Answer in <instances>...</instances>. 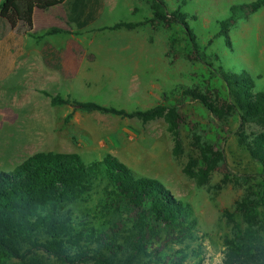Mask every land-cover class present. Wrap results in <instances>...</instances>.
Wrapping results in <instances>:
<instances>
[{"label":"rangeland","instance_id":"374dc122","mask_svg":"<svg viewBox=\"0 0 264 264\" xmlns=\"http://www.w3.org/2000/svg\"><path fill=\"white\" fill-rule=\"evenodd\" d=\"M164 1L168 11L178 9L188 13V27L195 35L196 51L203 59L196 54L184 26L179 23L106 28L120 20L135 22L152 17L149 0H103L96 20L80 30L67 24L66 7L59 6L52 11L58 12L52 23L68 29V34L37 38L49 27L30 36L27 27L18 24L21 47H29L36 39L41 47L66 50L74 59L72 63L76 62V68L59 71L61 81H52L49 87L28 86L27 72L21 71L18 94L13 87L17 74L11 72L0 80V171L11 170L37 151L75 152L86 162L110 153L136 176L157 179L174 196L191 204L201 241L190 245L189 257L183 264H195L198 259L200 264H225L223 241L229 229L223 212L233 210L234 201L243 192L242 179L258 171L257 163L238 143L237 132L241 128L247 133L260 131V124L241 126L232 118L221 128L216 141L224 152L225 172H211L207 182L200 185L183 172L188 159L198 156L188 125L198 122L213 127L215 124L196 100L183 98L184 114L179 123L181 150L174 155L173 137L163 117L143 122L100 112L74 111L66 120L71 107L52 106L49 96L42 93L69 95L131 111L144 110L165 100L178 103L182 92L189 89L199 91L219 105L227 96L221 70L245 71L253 81L254 90H264V5L254 13L241 16L226 39L216 35L218 22L229 17L232 5L254 0ZM40 13L37 11L34 18L37 24ZM7 29L6 20L0 19V38ZM51 68L55 76L56 69ZM97 190L90 201L75 204L72 209L79 215L95 212L101 196ZM123 233L119 242H124ZM178 247L176 244L175 248ZM5 264L60 263L41 251L34 259L9 260Z\"/></svg>","mask_w":264,"mask_h":264},{"label":"trees","instance_id":"16d2710c","mask_svg":"<svg viewBox=\"0 0 264 264\" xmlns=\"http://www.w3.org/2000/svg\"><path fill=\"white\" fill-rule=\"evenodd\" d=\"M152 17L140 21L120 20L106 26L132 29L147 23H179L196 51L195 35L188 27V13L168 11L164 0H149ZM66 7V22L77 30L97 18L103 0H0V17L11 28L23 23L35 36L33 11ZM264 0L232 5L231 14L218 22L217 36L228 39L231 27L243 15L254 13ZM63 27L51 26L37 38L68 34ZM200 59H203L199 56ZM60 68V66H54ZM218 68H221L220 66ZM227 96L216 104L197 90H184L182 100H165L150 108L127 111L95 101H82L49 94L52 106L67 105L71 112H100L147 122L163 117L174 141L173 154L181 150L179 123L183 120V98L196 100L215 125L191 122L189 126L196 158H189L183 172L205 184L211 172H225V156L217 143L221 128L236 118L240 125L257 123L260 131L237 132L238 143L257 163L255 175L242 179L243 192L233 210L223 216L229 229L224 238L225 264H264V90H254L245 71L221 70ZM228 173H225V175ZM100 192L93 213L77 214L73 205L88 202ZM122 232L124 242H119ZM201 241L198 222L187 201L174 196L160 181L136 176L110 153L86 162L75 152L37 151L8 171H0V264L9 260L34 259L37 252L55 257L60 264H183L190 245ZM160 243H163L161 246ZM156 244V247L153 245ZM178 244L180 247L175 248ZM201 243L197 244V249ZM199 250L195 251L198 255ZM198 259L197 263L200 264Z\"/></svg>","mask_w":264,"mask_h":264},{"label":"crops","instance_id":"0c3cea01","mask_svg":"<svg viewBox=\"0 0 264 264\" xmlns=\"http://www.w3.org/2000/svg\"><path fill=\"white\" fill-rule=\"evenodd\" d=\"M59 6L61 5L48 10H40L35 8L33 11L32 30L36 33L47 27H60L52 23L54 15L56 17V14L58 13H54L52 11L56 10ZM37 11L42 12L38 15L40 18L38 24L34 19ZM43 12L44 15H41ZM0 19L4 18L0 17ZM7 24V31L4 32L3 37L0 38V80L6 79L11 72H13L15 75L17 74L18 79L16 80V84L13 86L17 89L16 94H18L20 87L19 78L21 71L27 72L26 76L28 80V86L49 87L52 86V81H61V75L59 74V71L62 69L68 70L76 68V62L72 63L74 59L72 58L71 54L67 53L66 50L62 51L60 48L53 49L44 46L41 47L40 44L35 41L36 39L31 41L29 47H21L20 40L17 38V26L19 23L15 28H11L8 22ZM54 66H60V68H56ZM51 67L56 69L55 71L57 74L55 76H52L51 74ZM12 99L14 98L12 97Z\"/></svg>","mask_w":264,"mask_h":264}]
</instances>
